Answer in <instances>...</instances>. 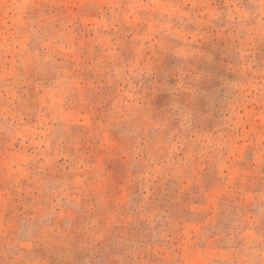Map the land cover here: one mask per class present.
<instances>
[{
  "label": "rangeland",
  "instance_id": "374dc122",
  "mask_svg": "<svg viewBox=\"0 0 264 264\" xmlns=\"http://www.w3.org/2000/svg\"><path fill=\"white\" fill-rule=\"evenodd\" d=\"M0 264H264V0H0Z\"/></svg>",
  "mask_w": 264,
  "mask_h": 264
}]
</instances>
